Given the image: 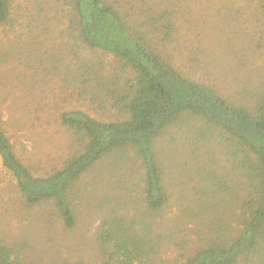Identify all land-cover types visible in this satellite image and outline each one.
I'll return each instance as SVG.
<instances>
[{"label": "trees", "instance_id": "1", "mask_svg": "<svg viewBox=\"0 0 264 264\" xmlns=\"http://www.w3.org/2000/svg\"><path fill=\"white\" fill-rule=\"evenodd\" d=\"M39 3L54 9L42 35L54 22L62 37L57 54L38 67L62 76L89 108L59 114L73 152L44 176L19 160L0 126L1 165L25 206L47 205L70 229V194L83 175L134 167L140 210L118 208L101 219L100 264H264V81L228 97L182 74L154 35L173 30L164 11L137 24L108 0H0V28H18L20 42L30 37ZM179 142L185 157L169 159L168 145ZM172 180L179 186L170 192ZM179 228L196 230L199 240L190 246ZM171 245L179 255L160 260ZM23 258L0 240V264H26Z\"/></svg>", "mask_w": 264, "mask_h": 264}, {"label": "rangeland", "instance_id": "2", "mask_svg": "<svg viewBox=\"0 0 264 264\" xmlns=\"http://www.w3.org/2000/svg\"><path fill=\"white\" fill-rule=\"evenodd\" d=\"M108 2L116 3L115 7L127 12L137 24H142L139 19L145 15L166 12L174 23L172 32L168 37L160 31L154 35L159 49L187 77L211 85L228 97L244 96L247 89L263 83L264 10L257 0ZM40 6L39 3L34 7V13L28 10V14H34L35 27L22 42L18 28L16 32L0 28V126L19 160L34 175L44 176L60 168L73 152V145L60 126L59 114L74 108L88 110L89 106L72 86L63 82L62 76L38 67L39 59H52L57 54L62 37L54 22L47 25L50 33L42 35L39 29L45 23L44 15L54 18V9ZM166 153L169 159L175 156L178 161L185 157L180 142L170 143ZM137 177L134 167L108 173L91 170L83 175L77 191L70 194L74 223L69 229L47 205L26 207L15 180L0 160V240L17 246L26 264H100L97 232L101 219L118 208L132 214L140 210ZM178 186L172 180L170 192ZM176 191L181 194V190ZM182 193L185 195L186 191ZM187 202L181 199L179 203ZM179 229L177 237L190 246L199 240L196 230ZM179 253L172 245L164 246L159 259L173 260Z\"/></svg>", "mask_w": 264, "mask_h": 264}]
</instances>
